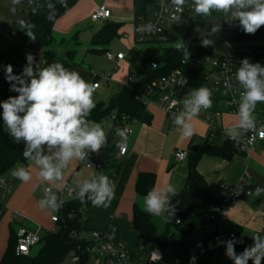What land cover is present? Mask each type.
Returning a JSON list of instances; mask_svg holds the SVG:
<instances>
[{"label":"crops","instance_id":"obj_1","mask_svg":"<svg viewBox=\"0 0 264 264\" xmlns=\"http://www.w3.org/2000/svg\"><path fill=\"white\" fill-rule=\"evenodd\" d=\"M100 4L101 7L105 6L110 9L112 17L108 20L109 22L122 24L121 36L129 34L128 38H124L129 51L134 49L139 53L138 44L133 35V0H80L75 7L55 22L53 33L56 40L65 41L74 37L75 43L79 44L78 34L83 22L91 18V14ZM12 7V0H0V36L5 40L3 44H0V64L3 61L27 64L26 54L30 53L35 58L34 67L42 68V50L30 41L23 40L15 28V23L28 19L33 8L21 0L14 6L15 14L10 11ZM122 11L128 14L125 19L120 16ZM97 25L99 28L92 33V37L100 30L103 23H97ZM94 48L99 51L104 49L105 52L109 50L105 49L107 47ZM55 49L57 51L58 48ZM146 54L150 53L146 52ZM133 58L136 57L133 56ZM116 68L112 71L115 74L111 76V80L122 86L129 85L128 79L131 75H128V72L132 68V62L127 61L125 57ZM120 68L127 74L124 79L120 78ZM134 72H137L141 78L139 71L134 70ZM78 73L86 82L91 84L94 82H90L89 73L85 77L83 73ZM5 80V74L0 70V88ZM209 82L189 77L187 85L178 91L174 99L185 109L183 101L192 90L200 88V85L212 90V109L222 113L221 118L216 121L220 134L214 141H209L208 125L200 117L193 118L191 123L194 126V133L190 138H185L181 134L179 125L170 124L159 103L147 106V111L153 116L151 124L136 120H116L117 113L114 111L101 124L106 133L107 142L98 153H93L99 157L102 165L98 173L87 169L80 160L70 161L68 166L62 169L61 179L50 181L40 176L41 167L35 159H29L26 165L15 167V169L25 167L30 172L31 179L25 183L13 175L12 180L7 177L15 183L8 197H4L3 190L0 188L2 192L0 203L4 207V214L0 219V237L7 239L13 225L18 228L22 225L33 230L41 228L43 234L54 231L57 224L52 222V217L59 215L61 207L57 211H52L47 207L42 208L40 201L55 195L59 204L68 202L70 201L66 195L68 187L73 186L78 192L85 180L98 179L100 174H104L114 183V197L108 207L94 206L91 202L81 208L83 229L104 231L114 228L117 230L119 240L131 251L137 264H141L139 260L143 259L150 264L151 258L156 253L160 255V261L155 264H164V252L153 246L145 247L139 233L133 228L132 220L135 209L144 211V196L137 192L136 185L140 174H154L156 177L154 188L163 191L168 185H172L179 194L188 176L189 162L188 160H177L176 152L181 150L189 153L194 145L199 146L198 152H200L207 142L213 147L223 148L229 138L228 131L231 129L233 135H236L234 130L239 123V116L227 111L218 87L215 83ZM100 89L101 85L97 91ZM124 126L130 127L133 134L128 138L126 154L121 155L117 147L120 138L115 131L117 127ZM57 150L53 148L50 151L47 146L41 154L52 155ZM227 155L229 157L201 153L198 161L197 169L216 197L221 198L224 194L223 188L239 185L243 178H246L251 186H258L260 191L257 195L244 196L236 206L221 214L217 222L219 230L202 229L193 232L189 237L178 232L174 233L167 248L170 250V257L175 253L179 254L178 257L181 258L183 264H191L190 248L195 242L202 241L214 251L218 242H222L227 247V242L231 240L230 234L237 236L238 243L247 240L253 245L252 235L264 232V140L258 142L247 156L235 152ZM47 189H50L49 193L46 192ZM151 218L159 232L166 231V222L161 217L151 215ZM261 234L264 235V233Z\"/></svg>","mask_w":264,"mask_h":264},{"label":"clouds","instance_id":"obj_2","mask_svg":"<svg viewBox=\"0 0 264 264\" xmlns=\"http://www.w3.org/2000/svg\"><path fill=\"white\" fill-rule=\"evenodd\" d=\"M19 3L20 0H12L13 7L10 11L13 14L16 11L14 6ZM59 3L66 6L65 0H59ZM172 3L177 11H182L185 0H172ZM48 8V18L51 19L55 13V5L49 2ZM193 9L196 14L204 16L210 15L212 10L231 13V19L238 21L246 34H255L264 26V0H194ZM19 24V29L31 40H35L32 31L34 26L25 21H19ZM218 30V25L211 29L213 33ZM212 43L205 39L202 46L208 47ZM183 48V42L177 41L176 49L179 51ZM184 56L188 59L189 53L184 51ZM26 59L28 63L19 74L13 72L12 65L5 66L9 91L18 94L0 101L5 131L14 142H25L27 147L23 156L35 159L41 167L40 176L44 180H59L62 169L70 161L87 160L90 152L98 153L107 142L102 125L87 119L95 108V85L86 82L77 71L69 70L59 61L36 68L32 54H26ZM235 80L243 90L239 96L240 119L234 130L236 135H233L231 129L227 133L233 140L237 139L241 130L255 128L254 109L258 103H264V66L258 62L250 63L249 59L244 58L235 72ZM183 103L185 110L175 117L174 123L181 127V134L185 138H190L194 133L191 123L193 118L198 117L202 109L212 107V90L203 86L192 90ZM115 133L120 138L117 147L124 152L131 130L117 127ZM44 145L50 151L53 148L58 150L52 155H42ZM12 175L25 183L31 179L30 172L23 166L14 169ZM114 188L109 177L100 174L98 179L85 180L80 185L77 198L81 203L91 201L94 206L108 207L114 197ZM176 194L177 190L172 185H168L163 191L153 188L143 198L144 211L169 222L176 212V206L171 203L170 198ZM40 204L42 208L47 207L52 211L61 207L55 195L41 200ZM261 233L264 232L253 234V245L245 247L239 254L234 248L236 241L227 242V255L234 264H248L249 260H252V264H262L264 235Z\"/></svg>","mask_w":264,"mask_h":264},{"label":"trees","instance_id":"obj_3","mask_svg":"<svg viewBox=\"0 0 264 264\" xmlns=\"http://www.w3.org/2000/svg\"><path fill=\"white\" fill-rule=\"evenodd\" d=\"M24 4L33 8L28 19L22 20L33 25L32 31L35 34V40H31L27 34L20 30L19 22L15 23V28L19 32L23 40L30 41L42 50V67L48 64L59 61L69 70H80L82 67L79 64L70 62L65 58H61L55 49L56 38L53 33L55 22L69 12L77 5L80 0H65V4L61 5L59 0H21ZM55 5L54 16L49 19L48 3ZM158 0H133L134 21L133 28L139 22H143L150 18V13L155 11ZM151 13V14H152ZM122 24L106 21L101 26L100 30L92 37L91 44L93 47H107L110 42L121 36L120 29ZM167 42L160 41H143L142 43H174L177 39L174 35ZM239 37L242 40L248 41L255 50H261L264 53V26H262L255 34H246L239 27ZM5 40L0 36V44ZM204 52L203 47H188L184 46L183 50L175 48L167 49L161 57H156L151 54H146L142 58L141 78L133 85H126L116 94L108 103L101 102L95 105L91 114L87 119L102 124L103 120L108 118L114 111L117 113L116 120L122 121L136 120L142 123L151 124L153 116L147 111L142 96L147 93L153 82L168 75L170 72L182 69V60L184 59V51L194 53V51ZM97 53L105 52L103 50H92ZM107 52V51H106ZM105 52V53H106ZM130 55L140 58V54L136 50H130ZM154 59L160 64V68L152 70L150 67L151 60ZM12 65L13 72L19 74L22 72L26 64L17 62L3 61L0 64V70L5 74V66ZM185 73L198 80H204V70H187ZM9 82L5 83L0 88V101L6 100L9 96L18 95L16 92L9 91ZM25 142H14L5 131V126L2 119V108H0V177H7L15 167L26 165L28 158L23 156L26 148ZM47 145L42 146L44 149ZM237 154L234 146V140L228 138L223 148L213 147L210 143H205L198 153L188 154L189 171L182 191L171 197V203L176 206L174 217L166 222L167 229L165 232H159L158 228L152 221L151 215L138 208L134 211L132 220L133 228L139 233L141 241L145 247L153 246L160 251H164L169 245V241L174 233H180L185 237H189L193 232L202 230L209 223L210 216L215 213V208L219 204V198L209 189L205 178L197 169L198 161L201 153L212 156L229 157L227 154ZM34 155V153H33ZM156 177L154 174H140L136 190L146 196L155 186ZM91 201L81 203L79 199H72L65 202L60 209L58 215L57 228L44 234L39 250L35 255L16 256L17 233L11 230L10 247L0 260V264H66V259H71V254L75 253L81 257L82 264H89V258L86 253V242L81 240L82 232L86 231L81 225V208L89 205ZM0 208L3 210V204L0 203ZM2 216L0 217V219ZM160 237L159 243L156 244L157 238ZM252 244L245 240L242 244L236 245L237 254L243 252L245 247ZM72 264V263H71ZM200 264H209L201 262ZM252 264V260L248 261ZM263 264V260H262Z\"/></svg>","mask_w":264,"mask_h":264},{"label":"built area","instance_id":"obj_4","mask_svg":"<svg viewBox=\"0 0 264 264\" xmlns=\"http://www.w3.org/2000/svg\"><path fill=\"white\" fill-rule=\"evenodd\" d=\"M193 8L192 0H185L182 11H177L176 6L172 0H158L155 11L152 13L148 20L139 22L133 28L134 39L137 42L143 41H160L167 42L172 34V29L179 28L181 22ZM211 11L210 15L218 16L212 17L205 22L201 28V32L206 35L220 34L223 35L228 44L223 48V51L217 53L206 47V51L194 53L189 52L188 59L184 57L182 60V69L170 72L168 75L153 82L147 90V93L142 96L145 106L154 103H159L171 125H174L176 116L184 112L180 104L174 99L179 90L184 88L188 83V76L185 71L190 70H204L205 82L211 81V76L215 74V85L220 91L227 111L235 116H238L239 111V96L243 90L238 82L235 80V72L240 66V62L247 58L250 63H260L264 66V53L261 50H255L248 42L243 41L239 37V24L238 21L231 19V13L225 14L223 11ZM204 16V15H203ZM209 15H207L208 17ZM112 13L110 9L105 6L97 8L91 14V21L94 23H104L110 20ZM175 17V18H174ZM219 26V30L215 33L211 31L213 26ZM148 26V27H146ZM149 27L151 30H149ZM123 38H128L129 34H123ZM230 45V46H229ZM202 47V46H200ZM215 57V62L212 63L211 59ZM105 57L108 61L119 64L125 59V54L106 52ZM117 66V65H116ZM150 67L152 70L160 68V64L154 59L151 60ZM212 69L209 72L208 69ZM117 69V68H116ZM139 74L134 72L128 79V84H135V80ZM106 82L110 81V75L102 74L97 76ZM92 84L95 85L96 92L100 88V83L95 80ZM222 113L218 110L211 108L201 110L198 117L202 118L209 128V141H214L219 136L220 131L216 125ZM253 117L255 119V128L249 130H241L239 137L235 139V148L237 154L247 156L249 152L254 150L258 142L264 140V103H258L254 109ZM126 118H123L125 121ZM131 134H133V130ZM122 127V128H124ZM128 137V138H129ZM128 148V140L124 152H119L125 155ZM188 152L177 151L175 157L179 161H186L188 159ZM84 166L98 173L101 168V162L98 156L89 153L88 159L83 161ZM12 182L7 177H0V188L3 190L4 197H8L12 193ZM224 194L219 198V204L215 208V213L210 216L209 223L205 226L204 230L212 231L219 230L217 224L218 218L221 214L225 213L229 208L236 206L244 196L257 195L260 190L258 186H251L246 178H243L239 185L223 188ZM47 193L50 189L46 190ZM78 192L73 186L66 189V195L70 200L78 199ZM65 202H60L61 208ZM3 210L0 208V217L3 216ZM16 216V214H15ZM52 222L57 224L58 216L52 217ZM44 234L41 228L29 229L26 226L20 225L17 230V247L16 256H30L32 255L33 248L40 246ZM81 240L86 242V253L89 261L96 260L95 264H137L133 254L127 247L119 240L117 230L109 228L104 231H84L80 236ZM231 240H235L234 248L238 244V238L235 234H230ZM72 264H82L81 257L75 253L71 254ZM160 261V255L156 253L150 260V264H155ZM200 264L201 262H208L209 264H234V261L227 255V247L222 242L216 244L214 251L210 250L208 246L202 242H195L190 248V263Z\"/></svg>","mask_w":264,"mask_h":264},{"label":"rangeland","instance_id":"obj_5","mask_svg":"<svg viewBox=\"0 0 264 264\" xmlns=\"http://www.w3.org/2000/svg\"><path fill=\"white\" fill-rule=\"evenodd\" d=\"M101 1V0H100ZM194 3V0H192ZM101 7V4L98 8ZM214 13L216 14L217 10ZM150 15H152V11L149 12ZM127 12L122 11L120 16L122 19H125ZM212 17H218L214 15L203 16L198 15L194 12V9L187 13V16L184 18V20L181 22V26L179 28H173L172 34L177 39V41H182L184 46L188 47H200L202 46V41L205 39H208L212 41L213 43L206 47L210 50H213L217 53H220L223 51V48L228 44L226 38L223 35L220 34H213V35H206L201 32V28L207 20H209ZM99 26L97 23H94L91 21V18L88 20H85L83 22L82 27L80 28L79 35V44L75 43V38H68L65 41L57 40L55 46L57 49V54L61 58H65L69 60L70 62H74L76 64H79L82 69H80L78 72L83 73L84 77L87 76L86 74H90V82H93L95 80H98L101 89L97 91L96 93H93V100L95 102V105L101 102L108 103L116 94L117 91H121L124 86L121 84H117L116 82H113L111 80V76L114 75L112 71L116 68V63L110 62L105 57V52L97 53L92 50L95 48L91 44L92 40V33H94ZM245 42H248L246 40H243ZM227 42V44H226ZM55 47V48H56ZM176 42L172 43H142L138 44V51L140 54V58L136 59L133 58L132 55L129 53V49L127 47L126 41L124 40L123 36H119L114 38L110 44L105 49H109L108 51L117 54L119 51L123 52L125 56L127 57V61L132 62V68L129 70L128 75H132L133 71H139L142 72L143 64H142V58L145 56L146 52L150 53L156 57H161L164 52L169 48H175ZM203 47V46H202ZM215 57L213 56L211 59V62H215ZM121 72L120 78L124 79L127 74L125 71H123L121 68L119 69ZM209 72H212V69H208ZM113 73V74H112ZM102 74L110 75V81L109 83L104 81L101 78L96 77L100 76ZM90 77V76H89ZM140 76H138V79L135 80L138 81ZM216 77L215 74L211 76V82H215ZM210 83V82H209ZM202 85H200L201 87ZM205 86V85H204ZM8 178L12 180V173H9ZM12 188L15 186V183H12ZM0 191V195H1ZM15 233H17L18 227L13 225L12 229ZM10 239H11V231L8 234L7 239L5 237H0V260L4 257L5 253L7 252L8 248L10 247ZM195 241V240H194ZM40 246H37L33 248L32 255H35L37 251L39 250ZM164 255H165V262L164 264H183L182 260L179 256V254L175 253L170 257V250L168 248L164 249ZM137 262V260H135ZM141 264H147V260H139ZM96 260H90L89 264H95ZM66 264H71V259H66Z\"/></svg>","mask_w":264,"mask_h":264},{"label":"water","instance_id":"obj_6","mask_svg":"<svg viewBox=\"0 0 264 264\" xmlns=\"http://www.w3.org/2000/svg\"><path fill=\"white\" fill-rule=\"evenodd\" d=\"M118 93H120V91H117V94ZM198 151H199V146H197V145L192 146L190 149L191 153H197ZM159 240H160V237L157 238L156 244L159 243ZM240 243H242V241H240Z\"/></svg>","mask_w":264,"mask_h":264}]
</instances>
